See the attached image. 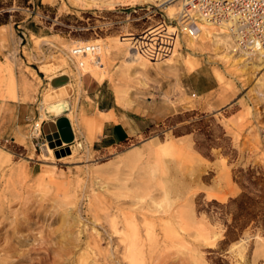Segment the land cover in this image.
I'll return each mask as SVG.
<instances>
[{
	"label": "rangeland",
	"instance_id": "rangeland-1",
	"mask_svg": "<svg viewBox=\"0 0 264 264\" xmlns=\"http://www.w3.org/2000/svg\"><path fill=\"white\" fill-rule=\"evenodd\" d=\"M181 1L0 0V264L72 238L73 264H264V58L192 32ZM154 34L166 52L141 49ZM60 74L73 138L51 146ZM110 105L132 119L120 145L94 122Z\"/></svg>",
	"mask_w": 264,
	"mask_h": 264
},
{
	"label": "bare ground",
	"instance_id": "bare-ground-1",
	"mask_svg": "<svg viewBox=\"0 0 264 264\" xmlns=\"http://www.w3.org/2000/svg\"><path fill=\"white\" fill-rule=\"evenodd\" d=\"M184 1L185 0H182L181 1V4L182 5H183ZM182 5H181V9L179 10L180 12L182 11ZM191 15H192V12H191ZM196 17H197L198 20L192 21V24H191V26L193 28V29H191L192 32L202 33L203 35L208 36L209 38L215 39L216 41L225 42V43H227L229 45L236 44L238 46V48H239V51H240L239 53L240 54H243L244 56H246L241 61L243 63L242 65L247 64L249 61H254L255 59L264 58V50H262V49L254 50V48H251L250 49L248 47H243V46L239 45L238 42H236V39H235V37H234V35L232 33L234 31V29L232 27V24L235 23L234 21H232L230 19H227V18H221L219 20H213V19H210V18H206V16H204L203 14H202V16L199 15V16H196ZM212 23L217 24V25H220V26L217 29H215V28H213L211 26ZM153 33H154V31H153ZM111 42L112 41H110V43ZM110 43H106V44L103 45L104 48H106V50H109V48H110L109 47L110 46L109 44ZM96 44L95 43H92L90 45V47H88L87 45H85L84 48H87L88 47V50L90 51V54L91 53L92 54L93 53L95 54V53H98L99 52V50L97 49L98 48V45H96ZM113 44H114V41H113ZM111 47H113V46H111ZM84 48L82 50H84ZM86 52H88V51L86 50ZM106 53H107V51H106ZM75 55H80V54L77 53ZM75 55H74V57H75ZM81 56H84V55H81ZM89 57L88 58L85 57V58L87 60L88 59H92V57L91 58H89ZM94 57H96V56H94ZM80 65L78 64L77 67H78V70H80V72H81V71L85 70V67L84 66L81 67ZM95 75H97V73ZM50 83L54 87L53 90H52L51 87L48 88V90H52L50 92H52V93L55 92L56 93L57 91H59V92L61 91L60 93H62V94L59 95V93L58 94L56 93V95L58 97L56 96V99L55 100H52V101L48 102L47 107H45V108L47 109V111H52L55 115L58 116V115H60V113H62L63 111H65L69 107V104H70L69 101L66 99V97H64V96H66L65 95L66 92L65 93L62 92V91H64L68 87L70 89V85H68V75L67 74L57 75V76L51 78ZM63 94H64V96L62 97ZM59 96H61V97H59ZM52 121L56 123V128L55 129H52V128L49 127L48 134H49L50 138H49V140L47 139V142H48L49 145L52 146V144H55L54 146H58L56 144L58 140H60V142L61 141L66 142V141H68V140H70V139L73 138L72 127H71V124H70L68 118H66V116L60 115V116H58V118L52 119ZM94 122H95L96 125H100L102 123V119L97 116V117H95ZM261 137H262V135H261ZM262 140H264V138H262ZM80 144H81L80 142H77L76 143V147H77V145H80ZM152 148H153V146H149V151H151ZM134 154H135V152H134ZM216 197H218L219 199H222L221 196H218L217 195ZM94 240L95 239L93 238L92 241H94ZM65 241H67V240H65ZM74 241L75 240L73 238L72 239H68V241L65 242V244L63 243L64 245H62L59 249H55V248H53L51 246H49V247L45 246L43 248V250L40 249V250L34 251V253L36 252V255L37 256H30L29 255L30 257L28 256L29 257L28 258V261H29L28 264H46L45 261L47 259H49V258H51V263H49V264H73V261H74V259H72L73 258L72 255L74 254L73 247L75 246L74 244H77V242L75 243ZM86 242H88V241H86ZM89 242H90V240H89ZM33 245H35V244L33 243ZM39 247L41 248V246H39ZM39 247H37V248H39ZM28 251H30V250H28ZM88 257L89 256H88V253L87 252H83V253L80 252V254H78V257L75 259V261L77 263L76 262L75 263L76 264H91L92 262H91L90 259H91L92 255H91L90 259ZM93 261L95 262V260H93Z\"/></svg>",
	"mask_w": 264,
	"mask_h": 264
},
{
	"label": "built area",
	"instance_id": "built-area-1",
	"mask_svg": "<svg viewBox=\"0 0 264 264\" xmlns=\"http://www.w3.org/2000/svg\"><path fill=\"white\" fill-rule=\"evenodd\" d=\"M158 7H145V14L157 12ZM192 12V15H191ZM206 16L213 20L227 18L235 23L232 24V32L236 42L243 47L254 48V50H264V0H185L182 5L181 17L190 29L192 21L196 16ZM171 35V34H170ZM158 34L151 35L150 44H142L141 49L153 55L158 52V46L167 48L172 37ZM154 36V38H153ZM163 52H166L164 50ZM99 56V54H97ZM100 58V56H99ZM99 60V59H98ZM264 138V129L261 131Z\"/></svg>",
	"mask_w": 264,
	"mask_h": 264
},
{
	"label": "crops",
	"instance_id": "crops-1",
	"mask_svg": "<svg viewBox=\"0 0 264 264\" xmlns=\"http://www.w3.org/2000/svg\"><path fill=\"white\" fill-rule=\"evenodd\" d=\"M200 74L203 75L204 73H200ZM67 75H68V80H69L68 82L70 84V88H72L73 91L74 88L70 83V75L69 74ZM210 80H214V79L210 77ZM81 81H82V85L85 83H88V85L89 84L98 85L103 82V81H98L96 77H94L90 72L82 76ZM215 85H216L215 83L210 84L200 91L201 93L209 91L210 89L215 87ZM49 91L51 90L47 89L45 94ZM24 93L29 98L31 97V93L29 89ZM99 112L102 113L99 114L98 117L102 119V123L100 125L103 126L100 140L106 141L105 145L107 146L109 145L111 146L113 144L120 145L121 143L125 142L128 139L129 135L131 134V130H132V123H131L132 119L130 114L128 113V109L124 107L110 105V106H106V108L103 110H99ZM115 117H117L118 119L116 120Z\"/></svg>",
	"mask_w": 264,
	"mask_h": 264
},
{
	"label": "water",
	"instance_id": "water-1",
	"mask_svg": "<svg viewBox=\"0 0 264 264\" xmlns=\"http://www.w3.org/2000/svg\"><path fill=\"white\" fill-rule=\"evenodd\" d=\"M49 127L52 128V129H55V128H56V123L53 122L52 120H49V121H47V122H45V123L43 124V130H44V132H45V134H46V138H47L48 140H49V138H50V136H49V134H48V132H49ZM56 144H57V145H60V144H61L60 140H58ZM54 145H55V144H52V146H54Z\"/></svg>",
	"mask_w": 264,
	"mask_h": 264
},
{
	"label": "trees",
	"instance_id": "trees-1",
	"mask_svg": "<svg viewBox=\"0 0 264 264\" xmlns=\"http://www.w3.org/2000/svg\"><path fill=\"white\" fill-rule=\"evenodd\" d=\"M232 200H235L236 198H231Z\"/></svg>",
	"mask_w": 264,
	"mask_h": 264
}]
</instances>
